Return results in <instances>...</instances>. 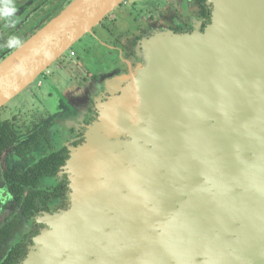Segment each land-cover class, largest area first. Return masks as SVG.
Returning a JSON list of instances; mask_svg holds the SVG:
<instances>
[{
    "label": "water",
    "instance_id": "95a60500",
    "mask_svg": "<svg viewBox=\"0 0 264 264\" xmlns=\"http://www.w3.org/2000/svg\"><path fill=\"white\" fill-rule=\"evenodd\" d=\"M123 0H72L0 63V107ZM141 39L18 264H264V0Z\"/></svg>",
    "mask_w": 264,
    "mask_h": 264
},
{
    "label": "flooded vegetation",
    "instance_id": "af4514ba",
    "mask_svg": "<svg viewBox=\"0 0 264 264\" xmlns=\"http://www.w3.org/2000/svg\"><path fill=\"white\" fill-rule=\"evenodd\" d=\"M71 1L0 0V63ZM212 9L210 0H123L75 42L79 43L80 52L72 49L74 43L56 60L54 79L44 85L42 80H38V91L27 90V100L17 102L11 109L5 107L7 103L0 107V123L8 126L11 137V142L0 155V215L4 212L5 200H11L16 205V212L0 222V264L18 260L22 253L26 255L33 237L42 227L37 221L42 212H54L68 206V181L66 174L61 173L63 165H60L54 175L44 179L52 181L46 186L64 182V198H51L47 210L27 218L4 182V174L19 167L9 168L8 153L13 152V160L23 156L34 159L35 151L42 150L29 166L42 156L64 151L67 154L65 163L70 148L84 141L89 124L99 115V106L107 99L120 95L121 80L128 75L131 63L136 59L139 41L156 30L179 34L195 30L202 32L211 22ZM70 51L73 54L68 57ZM49 75L51 72L45 69L35 79H44ZM45 100L49 102L46 104ZM26 102L28 108L24 110ZM44 104L52 107V111ZM24 120H27L28 127L37 130L40 137L25 141L27 136L21 133V130L24 131ZM24 223L27 228L21 231Z\"/></svg>",
    "mask_w": 264,
    "mask_h": 264
},
{
    "label": "trees",
    "instance_id": "16d2710c",
    "mask_svg": "<svg viewBox=\"0 0 264 264\" xmlns=\"http://www.w3.org/2000/svg\"><path fill=\"white\" fill-rule=\"evenodd\" d=\"M10 142L11 137L8 126L4 127L0 123V155ZM65 157H67L66 152H56V154L40 157L25 168H13L4 174V182L9 193L13 196L16 204L25 213L27 218L36 215L39 211L47 210V204L51 198L56 196L64 198L66 192L64 182L56 186H44L42 188L38 187V183L43 178L54 175L60 165L65 164ZM25 256L22 253L18 260H23ZM18 260L12 259L8 264H15Z\"/></svg>",
    "mask_w": 264,
    "mask_h": 264
},
{
    "label": "rangeland",
    "instance_id": "374dc122",
    "mask_svg": "<svg viewBox=\"0 0 264 264\" xmlns=\"http://www.w3.org/2000/svg\"><path fill=\"white\" fill-rule=\"evenodd\" d=\"M211 4H212V2H211ZM212 7H213V4H212ZM79 48H80V46H79V43H75L74 45H73V47H72V49H77L78 51H79ZM80 52V51H79ZM63 56H66L65 54L63 55ZM136 60V59H135ZM135 62V61H134ZM134 62L133 63H131V66L133 67V65H134ZM58 63V61H55V62H53L52 64H50V66L47 68V70L48 71H50L51 72V75H49V76H47V77H45L44 79H42L41 77H38L37 79H35L31 84H29L27 87H25L23 90V92L22 91H20L19 92V94L16 96L15 95V97L13 96V97H11L9 100H8V102H7V104H6V106L5 107H7V108H9V109H11L17 102H20V101H24V100H27L26 98H27V90H31V91H33V92H37L38 91V87L36 86L37 84V81L38 80H42V82H43V85L48 81V80H52V79H54L53 77L55 76V74L57 73V69H56V64ZM25 97V99H23ZM44 102H46V104L49 102V101H47V100H45ZM46 104H44V105H46ZM4 107V108H5ZM46 107L48 108V110L51 112L52 111V107L50 108V106L49 105H46ZM28 108V103L26 102V105H25V109L24 110H26ZM45 108V107H44ZM40 110H43V108H41L40 107ZM28 123H27V120L25 121L24 120V131L23 130H21V133H24L25 134V136H27L26 138H25V141H27V139L29 138L30 139V141H34V140H36L38 137H40V136H37V130L36 129H32L31 128V126L30 127H28V125H27ZM86 133V132H85ZM84 140H85V135H84ZM29 141V142H30ZM42 142V141H41ZM59 142H61V140L59 141ZM38 146H40V145H38ZM44 147V146H43ZM42 150H37V151H35V157H34V159H36L38 156H39V154H40V152H41ZM13 154V152H11L10 151V153H8V158H7V161H8V163H7V161H5L4 163H7V165L9 166V168H12V167H15V166H19V167H25V166H27L28 164H30L31 163V160H34V159H32V158H28L27 156H23V157H15L14 159L15 160H13L12 159V157L11 156H13L12 155ZM50 183H52V181L51 180H49V179H42V180H40V182L38 183V187H40V188H42V187H44V186H46V185H49ZM0 187H2V184H1V182H0ZM3 208H4V212H3V214L2 215H0V222H1V220L5 217V216H11L13 213H15L16 212V205H15V203L13 202V201H11V200H8V201H6L5 200V203H4V206H3ZM27 228V224L26 223H24V224H22L21 225V231H23V230H25Z\"/></svg>",
    "mask_w": 264,
    "mask_h": 264
},
{
    "label": "built area",
    "instance_id": "2783aa9c",
    "mask_svg": "<svg viewBox=\"0 0 264 264\" xmlns=\"http://www.w3.org/2000/svg\"><path fill=\"white\" fill-rule=\"evenodd\" d=\"M72 54H73L72 51H70V53L68 54V57H70Z\"/></svg>",
    "mask_w": 264,
    "mask_h": 264
}]
</instances>
